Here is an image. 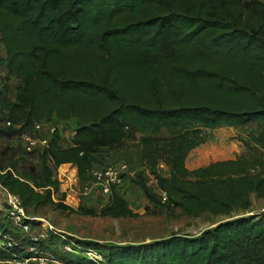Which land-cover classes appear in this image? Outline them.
Here are the masks:
<instances>
[{
	"label": "trees",
	"instance_id": "obj_1",
	"mask_svg": "<svg viewBox=\"0 0 264 264\" xmlns=\"http://www.w3.org/2000/svg\"><path fill=\"white\" fill-rule=\"evenodd\" d=\"M0 43L7 72L0 79V140L21 141L53 118L77 122L67 147L58 129L31 151L0 144V186L24 210L135 217L115 189L97 213L64 204L57 170L71 165L83 180L103 152L118 151L139 129L144 172L131 181L149 204L190 218L228 217L197 235L147 244H98L49 231L29 238L28 248L61 264H264V212L248 214L250 196L264 198L263 0H0ZM11 76L19 81L13 101ZM238 127L245 133L240 155L187 166L205 143L203 131ZM7 223L0 220L4 233ZM66 244L72 252L59 253ZM1 255L9 261L37 254L13 244L0 247Z\"/></svg>",
	"mask_w": 264,
	"mask_h": 264
},
{
	"label": "rangeland",
	"instance_id": "obj_2",
	"mask_svg": "<svg viewBox=\"0 0 264 264\" xmlns=\"http://www.w3.org/2000/svg\"><path fill=\"white\" fill-rule=\"evenodd\" d=\"M0 55H5L1 43ZM6 75L7 72L2 68L0 79ZM18 84L17 78L13 76L9 77L6 85L10 101L14 100L15 89ZM0 85L2 86L1 83ZM40 125V129L36 133L38 140L42 138L46 139L44 137L49 132H52L53 129H58L62 139L61 144L67 147L70 145V139L77 127V122L74 119L59 121L53 118L50 122H42ZM203 132L206 139L205 143L193 150L188 156L187 166L190 168L206 165L216 160L235 158L243 151L242 143L238 140L239 137L245 136L242 128H219ZM144 134L143 131L137 129L132 133V138L125 140L123 147L118 151L112 153L103 152L99 158L102 164L96 165L94 169L100 170L111 165L126 163L128 173L122 183L115 188V191L128 203L130 209L136 215L135 217L116 219L111 217L79 216L57 211L51 206L36 210L29 209L24 211V220H34L36 224L29 226L27 230L23 226L16 225L8 220V234L12 238L13 243L16 245L22 244L29 251L27 244L29 238L43 239L49 231H54L64 236L92 241L98 244H147L167 238L173 234L197 235L203 230L227 219L228 217L225 216H211L209 214L190 218L178 215V210H175L173 215L172 213L161 211L147 202L142 191L131 181L135 174L144 172V168L137 158L138 151L140 150V141ZM162 136H167V134L163 133ZM0 144L16 147V145L22 143L20 140L13 138L9 141L5 139L0 140ZM22 145L24 146V144ZM41 147L37 143L35 149ZM158 171L161 175L168 176L169 170L164 164L158 167ZM144 177L146 184L155 189L154 177L148 172H145ZM57 179L60 183V191L65 194L64 204L74 209L82 207L97 213L101 207L107 204L110 198V195H103L93 185L90 176L80 180L77 177L75 167L71 165L59 167ZM6 192L0 186V220L7 215ZM155 192L160 194L158 191ZM250 199L252 207L248 214L263 213L264 198L258 199L255 195H251ZM64 246H68V244ZM63 247L57 248V250H60L58 251L59 253L65 251ZM11 261L3 260V255L0 256V264H9Z\"/></svg>",
	"mask_w": 264,
	"mask_h": 264
},
{
	"label": "built area",
	"instance_id": "obj_3",
	"mask_svg": "<svg viewBox=\"0 0 264 264\" xmlns=\"http://www.w3.org/2000/svg\"><path fill=\"white\" fill-rule=\"evenodd\" d=\"M2 68L3 67L0 66V71L2 70ZM9 125L10 123H7V126ZM40 127V124H35L33 127L34 132L32 131V133L23 134L21 136V142L22 144H24V148L26 149V151L35 149L37 143H39L42 147L46 145V139H37L38 137L36 136V133L40 129ZM127 173V165L120 163L118 165H111L100 170H93L90 174V177L92 179L93 185L97 187V189H99L103 195H110L112 189L117 188L122 183ZM162 196H164V194H162ZM5 203L7 206V220H10L16 225L23 226V228L27 230L30 225L24 223L25 210L21 206L18 198L6 192ZM34 239L36 240V238ZM13 244V240L9 236V234L4 233L0 230V247H12ZM63 248L66 252H72V245L64 246ZM29 252L37 255L33 257L13 258L11 259L12 261L9 264H61L55 261L47 253L38 254L35 247H30ZM86 256L92 260L99 258V256H97L96 253L93 252L86 253Z\"/></svg>",
	"mask_w": 264,
	"mask_h": 264
},
{
	"label": "crops",
	"instance_id": "obj_4",
	"mask_svg": "<svg viewBox=\"0 0 264 264\" xmlns=\"http://www.w3.org/2000/svg\"><path fill=\"white\" fill-rule=\"evenodd\" d=\"M68 165V164H67ZM62 166H66V165H62Z\"/></svg>",
	"mask_w": 264,
	"mask_h": 264
}]
</instances>
